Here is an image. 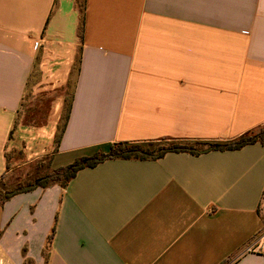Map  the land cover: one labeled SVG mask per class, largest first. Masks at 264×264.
Here are the masks:
<instances>
[{"label": "crops", "instance_id": "crops-1", "mask_svg": "<svg viewBox=\"0 0 264 264\" xmlns=\"http://www.w3.org/2000/svg\"><path fill=\"white\" fill-rule=\"evenodd\" d=\"M263 125L264 0H0V181ZM263 195L260 142L106 160L0 203V264H264Z\"/></svg>", "mask_w": 264, "mask_h": 264}, {"label": "trees", "instance_id": "trees-1", "mask_svg": "<svg viewBox=\"0 0 264 264\" xmlns=\"http://www.w3.org/2000/svg\"><path fill=\"white\" fill-rule=\"evenodd\" d=\"M69 116V107H66L64 116L59 125L56 143L60 142ZM188 141L175 139L151 140L144 142H117L110 144L106 150L97 149L93 154L76 159L72 164L55 169L44 176L37 177L29 185L9 193L0 203L8 200L17 193L29 192L38 187L46 188L51 185L66 187L76 176L78 171L88 167H95L101 162L110 159H136L155 160L162 158L170 152H185L199 155L209 151L238 150L253 143H264V125L246 132L245 134L229 141Z\"/></svg>", "mask_w": 264, "mask_h": 264}, {"label": "rangeland", "instance_id": "rangeland-1", "mask_svg": "<svg viewBox=\"0 0 264 264\" xmlns=\"http://www.w3.org/2000/svg\"><path fill=\"white\" fill-rule=\"evenodd\" d=\"M65 91H66L65 93L67 95V99H69L68 96L70 94V90L66 89ZM33 101H35V100H33ZM66 104H68V100H67ZM29 108L30 107H28V109ZM65 109H66V107H65ZM23 113L26 114L27 119L29 118L31 120L30 115L33 114L32 111H24ZM192 142H194V141H188L185 143L191 144ZM46 160L43 161V159H41V161H36L34 163H31V164L22 165V166L17 165V166H15V168L10 167L7 174H5V176L0 181V202L9 193L17 191V190L29 185L30 183L34 182V180L37 177L44 176L45 174L51 172L52 168H50L49 163ZM259 213L261 214V216L264 219V195H263V199L261 201V205L259 207Z\"/></svg>", "mask_w": 264, "mask_h": 264}, {"label": "built area", "instance_id": "built-area-1", "mask_svg": "<svg viewBox=\"0 0 264 264\" xmlns=\"http://www.w3.org/2000/svg\"><path fill=\"white\" fill-rule=\"evenodd\" d=\"M243 254H258L264 256V231L260 232L245 245Z\"/></svg>", "mask_w": 264, "mask_h": 264}]
</instances>
